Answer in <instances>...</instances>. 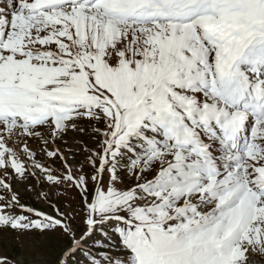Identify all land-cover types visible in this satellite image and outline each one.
<instances>
[{
	"label": "snow or ice",
	"instance_id": "obj_1",
	"mask_svg": "<svg viewBox=\"0 0 264 264\" xmlns=\"http://www.w3.org/2000/svg\"><path fill=\"white\" fill-rule=\"evenodd\" d=\"M0 264H264V0H0Z\"/></svg>",
	"mask_w": 264,
	"mask_h": 264
},
{
	"label": "rangeland",
	"instance_id": "obj_2",
	"mask_svg": "<svg viewBox=\"0 0 264 264\" xmlns=\"http://www.w3.org/2000/svg\"><path fill=\"white\" fill-rule=\"evenodd\" d=\"M31 198L34 199V196H32ZM9 251L11 252V249H9ZM257 259H259V257H257Z\"/></svg>",
	"mask_w": 264,
	"mask_h": 264
}]
</instances>
